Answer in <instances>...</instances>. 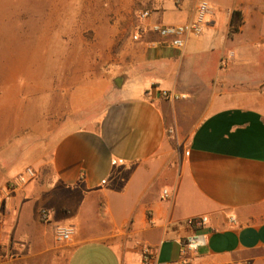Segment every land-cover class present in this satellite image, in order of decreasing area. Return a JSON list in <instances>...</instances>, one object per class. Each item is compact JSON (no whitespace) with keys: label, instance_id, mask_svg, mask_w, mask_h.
Returning <instances> with one entry per match:
<instances>
[{"label":"crops","instance_id":"0c3cea01","mask_svg":"<svg viewBox=\"0 0 264 264\" xmlns=\"http://www.w3.org/2000/svg\"><path fill=\"white\" fill-rule=\"evenodd\" d=\"M197 1L155 0L146 23L188 21ZM207 1L181 49L126 38L108 59L122 91L93 109L67 112L61 92L29 108L0 98V264H143L142 244L165 264H264V0ZM26 158L36 176L8 191ZM201 215L207 241L184 253Z\"/></svg>","mask_w":264,"mask_h":264},{"label":"rangeland","instance_id":"374dc122","mask_svg":"<svg viewBox=\"0 0 264 264\" xmlns=\"http://www.w3.org/2000/svg\"><path fill=\"white\" fill-rule=\"evenodd\" d=\"M154 3L0 0V98L5 102L11 97L19 106L29 108L33 99L41 101L49 93L56 97L59 92L66 93L67 112L74 108L75 99L77 107L83 103L92 109L106 102L111 89L122 91L115 88L121 85L117 86L113 77L123 79L121 67H113L108 59L116 49L121 51L126 46V38L143 23L139 13L147 9L151 15ZM168 52L173 49L168 48ZM198 113L196 109L195 118ZM28 128L27 132L24 129L25 139L28 143L35 139L38 144L40 136L36 132L31 135ZM173 132L168 129V134ZM27 160L20 161L17 172H24ZM29 167L35 170L33 163ZM6 252L0 247V255Z\"/></svg>","mask_w":264,"mask_h":264},{"label":"built area","instance_id":"2783aa9c","mask_svg":"<svg viewBox=\"0 0 264 264\" xmlns=\"http://www.w3.org/2000/svg\"><path fill=\"white\" fill-rule=\"evenodd\" d=\"M175 5H179L182 0H172ZM209 3L207 0H198L195 5V13L192 19L180 23H162L152 22L146 23L147 18L150 16V11L147 9L139 13V19L143 22L134 28L131 34L132 39L138 40L143 33H153L159 39L168 45L181 49L184 47L187 39L191 36L200 35L206 26V17L209 12ZM162 97L176 98L177 95L164 90L161 93ZM35 171L27 167L23 173L16 175L7 184V190L12 191L19 183L25 181L26 178H34ZM170 196V191L166 188L162 191V197ZM40 219L47 221L49 219V211L46 208H41ZM208 220L207 215L193 217L189 220V224L194 227V231L180 240L182 246L181 251L193 252L199 245H203L207 241V235L199 232L198 229L203 227ZM75 229L71 224H57L54 227V237L58 242L71 241ZM140 258L143 264H165L157 259L156 250L147 244H142L140 247ZM182 264H186L183 260Z\"/></svg>","mask_w":264,"mask_h":264},{"label":"water","instance_id":"95a60500","mask_svg":"<svg viewBox=\"0 0 264 264\" xmlns=\"http://www.w3.org/2000/svg\"><path fill=\"white\" fill-rule=\"evenodd\" d=\"M114 83L117 85V86H120L121 83H122V78L120 76H117L114 78Z\"/></svg>","mask_w":264,"mask_h":264}]
</instances>
